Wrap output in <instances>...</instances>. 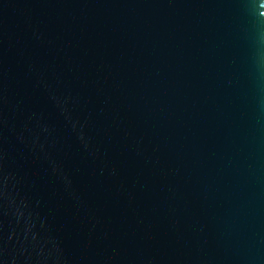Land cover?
I'll return each mask as SVG.
<instances>
[{"label": "water", "instance_id": "95a60500", "mask_svg": "<svg viewBox=\"0 0 264 264\" xmlns=\"http://www.w3.org/2000/svg\"><path fill=\"white\" fill-rule=\"evenodd\" d=\"M0 264H264V0H0Z\"/></svg>", "mask_w": 264, "mask_h": 264}]
</instances>
